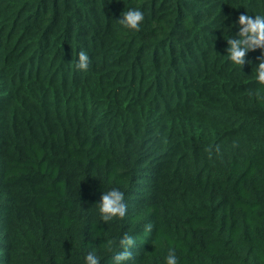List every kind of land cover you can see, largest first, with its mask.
<instances>
[{"label":"trees","instance_id":"obj_1","mask_svg":"<svg viewBox=\"0 0 264 264\" xmlns=\"http://www.w3.org/2000/svg\"><path fill=\"white\" fill-rule=\"evenodd\" d=\"M245 13L264 0H0V264H114L125 234L122 264H264L262 50L227 56Z\"/></svg>","mask_w":264,"mask_h":264},{"label":"clouds","instance_id":"obj_2","mask_svg":"<svg viewBox=\"0 0 264 264\" xmlns=\"http://www.w3.org/2000/svg\"><path fill=\"white\" fill-rule=\"evenodd\" d=\"M144 21V14L137 9H130L121 14L117 21L124 28L139 32L140 26ZM238 25L240 30L235 38L229 37L227 40L228 58L240 69L245 64L246 54L257 49L262 50L259 63L256 67V81L260 85H264V15L250 16L247 13L241 14L238 17ZM90 65V60L86 52L78 53V62L76 68L80 71H87ZM99 213L101 220L104 223L113 221L114 219L122 220L127 214V204L125 202L124 193L118 189L104 193L99 203ZM147 230H152V225H147ZM135 240L125 234L118 241L109 240L107 246L109 249L116 245L120 250L113 257L114 264H122V262L132 259L133 253L130 249L133 248ZM122 249V250H121ZM85 264H100L99 257L94 252H89L85 257ZM165 264H178L176 254L170 250Z\"/></svg>","mask_w":264,"mask_h":264}]
</instances>
